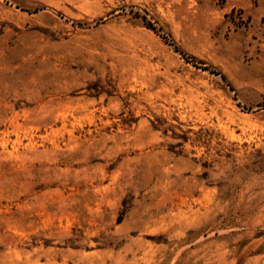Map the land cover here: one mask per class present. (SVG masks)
I'll use <instances>...</instances> for the list:
<instances>
[{"label":"rangeland","instance_id":"1","mask_svg":"<svg viewBox=\"0 0 264 264\" xmlns=\"http://www.w3.org/2000/svg\"><path fill=\"white\" fill-rule=\"evenodd\" d=\"M0 264H264V0H0Z\"/></svg>","mask_w":264,"mask_h":264}]
</instances>
